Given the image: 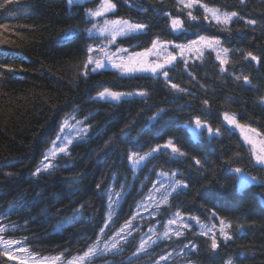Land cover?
Segmentation results:
<instances>
[{
  "label": "trees",
  "instance_id": "16d2710c",
  "mask_svg": "<svg viewBox=\"0 0 264 264\" xmlns=\"http://www.w3.org/2000/svg\"><path fill=\"white\" fill-rule=\"evenodd\" d=\"M100 2L91 0L69 8L66 0H11L0 9V25L6 26L0 28V214L12 204L28 205L2 220L9 226L3 235L23 241L29 251L40 256L64 252L70 257L82 252L103 225L108 201L102 193L111 188L122 192V199L107 235L133 215L136 219L132 220L127 242L122 241L124 252L95 264H104V259L154 264L169 252L172 256L160 264H226L229 258L232 264H264V187L250 185L237 192L227 171L228 162L259 179H264V172L253 166L254 161L249 162L250 146L223 119L225 112L235 114L239 123L264 135V104L259 102L264 96V0H245L243 4L239 0H200L209 7L238 13L226 27L216 24L210 14L205 20L199 4L186 9L177 6L176 0H112L116 9L109 19L149 24L147 34L118 38L115 47L142 51L156 36L187 43L203 35L219 39L220 46L230 50L223 73L211 49L203 50L202 57L185 55L187 66L177 56L169 77L187 94L175 92L162 77L154 79L150 74L121 75L113 69L91 72L93 65L84 74L87 45L103 40L88 38L85 30L91 28L92 21L85 19L84 9H95ZM189 10L198 17L196 21L188 17ZM165 11L180 19L185 31L173 32ZM249 19L256 23L245 24ZM70 29L77 35L65 39ZM247 52L258 60L245 59ZM236 76H248L250 83L243 78L236 80ZM105 88L122 93L146 91L148 96L133 95L120 102L93 99ZM205 99L208 105L202 103ZM161 109L162 116L149 123V117ZM73 113L88 128L84 139L71 145L70 156L53 161L59 167L52 175L34 177L32 173L42 160L45 146L58 132L60 121ZM197 116L213 129L219 127L222 134L210 140L205 131L199 140H192L184 125ZM169 138L187 153L186 158L173 160L164 154L170 149H161L133 173L127 159L130 150L143 154ZM192 157L200 159L203 167L195 165ZM173 170L189 187L173 193L169 203L161 204L157 212L146 196L157 182V173ZM98 183L100 189L96 188ZM159 197L160 192H155L154 198ZM141 201L144 207H139ZM177 210L190 227L181 229L184 236L180 238L171 235L159 239ZM74 214L82 216L83 222L56 230ZM192 216L200 223L216 225L219 247L215 252L210 249L212 233L199 235V224L190 219ZM220 219L232 224L227 231L233 239L227 243L219 235ZM149 228H154L156 235ZM149 236L156 244L139 258L132 256L141 238ZM185 244H195L198 250L191 252L183 247ZM179 251L188 255H177ZM20 255L23 253L14 252V257ZM0 264L19 262L0 257Z\"/></svg>",
  "mask_w": 264,
  "mask_h": 264
},
{
  "label": "snow or ice",
  "instance_id": "6c2138e0",
  "mask_svg": "<svg viewBox=\"0 0 264 264\" xmlns=\"http://www.w3.org/2000/svg\"><path fill=\"white\" fill-rule=\"evenodd\" d=\"M239 2L243 4L245 0H239ZM7 3H11V0H0V9H3ZM85 3L86 0H66V4L69 8L74 5L80 6ZM176 3L177 6L182 5L186 9H192L195 5L199 4L205 13V20L209 19L210 14L211 19L214 20L216 24H222L225 27L229 25L234 17H238V13L236 11H221L220 8L209 7L207 4L201 3L200 0H176ZM115 9L116 4L113 3L112 0H101L99 6L95 9H84L85 19L91 22L97 17H105L106 13L114 12ZM141 11L146 12L148 10L141 9ZM164 15L169 18L170 28L173 32L185 31L184 24L180 19L172 17L167 11L164 12ZM187 15L192 21H196L198 19L197 16L192 14L191 10L187 12ZM239 18L243 19V17ZM255 23L256 21L251 19L245 21V24L248 25H253ZM0 28H6V26L0 25ZM148 28L149 24L147 23L131 22L130 20L123 18L108 19L105 17L102 23H92L91 28H87L85 30L88 38L96 39L97 37H103L104 39L95 45H87L88 56L83 64L85 69L84 74H88L89 65H93L91 72H97L98 70L104 69L110 65L121 75L150 74L154 79L162 77L166 86H170V88L175 90L177 93L187 94V90L185 88L172 82V79L169 77V71L175 68L174 62L177 60V56H179L185 66H187L188 61L185 58V54L194 53L197 57H202L204 54V48H209L216 52V59L220 63V71L222 73L226 71L224 65L229 63L228 54L230 50L226 47H221V41L219 39L203 35H199L198 38L191 39L187 43H174L173 41L161 40L159 36H156L152 39L150 47H146L142 51H129L128 48L120 47L119 45H116V50L114 52L111 51V46L115 44L118 37L147 34L145 30ZM76 35L77 32L70 29L65 34L64 38L71 39ZM170 47L174 51H169ZM93 53H96V55H93ZM150 56H155L156 59L149 60ZM249 57L253 61L258 60V57L253 55L251 52H247L245 54V59ZM7 70L10 72L14 71L12 68H8ZM20 70L23 71V69ZM188 75L191 76V73H188ZM241 78H243L246 84L250 83L248 76L235 77L236 80H240ZM193 79H195V77H193ZM133 95H139L142 98H146L148 93L146 91H139L137 93H122L105 88L103 91L98 92L97 97H94L93 99L99 98L101 100L120 102L123 98L131 97ZM259 102L264 104V96L259 98ZM202 103L204 105H208V100L205 99ZM163 113L164 109H161L150 116L149 123L157 121ZM70 117L74 120L75 114H70ZM223 119L228 125H232L235 128L240 129L245 144L250 145L247 149L250 158L249 162L251 163L254 161L253 166L257 167L259 171L264 172V135L259 133L255 128L245 124H240L237 121L235 114L225 112L223 114ZM77 124L82 125L83 121H77ZM193 126L195 130L193 129ZM70 127L69 117H65L59 127L56 138L52 141L51 146L43 153L40 164L33 171L32 175L34 177L40 176L41 173L52 175L59 167L58 164L53 162L58 153L70 156L71 153L68 151L69 146L73 144L74 140L84 139V136L88 131V128L80 127L75 129L77 135L71 136L65 131V129ZM184 127L191 133L192 140H199L200 137L204 135L205 131L207 132L210 140L219 137L222 134L219 127L213 129L206 121H202L199 116L191 118L188 122H186ZM257 137H259V139H257ZM161 149H170V153L165 152L164 154L170 155L173 160L187 157V153L177 146V142L173 138H169L164 144H156L155 146L150 147L148 151L143 152V154L138 151L130 150L127 159L133 173H135V171L142 165L154 159L155 154L159 153ZM239 155V153L235 154L236 157H239ZM192 160L195 165L203 167L200 159L192 157ZM228 164L229 167L227 168V171L232 174V179L234 180V186L237 192H243V190L250 185H259L264 187V179H259L256 176H250L249 173L242 167H232L231 161H229ZM8 175H11V173ZM178 175V172L175 170L170 173L165 171L157 173V182L156 184H153V190L149 191L146 196V199L152 200L156 205L157 212H159V206L161 204L167 205L169 203V198L172 197L173 193L179 194L178 190L187 189L189 187V184L184 182L183 179L177 178ZM157 184L160 185V188L157 187ZM100 187L101 184L98 183L96 188L100 189ZM161 188L164 190L161 191ZM155 192H160L159 200L154 198ZM102 195L106 196L108 201L107 210L103 217V225L99 228V231L94 239L87 238L92 239V242L88 243L82 252L71 255L70 257H65L64 252L54 256H40L38 253L29 251L28 246L23 241L5 238L3 234L9 231V226L3 224L2 220L7 218L11 212L28 207V205L25 204L9 205L8 210L0 214V257H7L8 260L15 258L19 264H95L97 260H101L105 257H116L121 255L124 252L122 241L127 242V237L132 234L129 229L132 227V220H135L136 216L133 215L131 219L127 220L119 227L118 230H115L111 236H108L106 230H109L114 224L113 217L116 215V209L119 207L120 200L122 199V192H113L111 188H106ZM150 206L151 205H149V207ZM139 207H144L143 201L139 203ZM212 216L215 217L216 213L213 212ZM190 219L195 220L199 224V235H207L210 232L212 233L210 237V249L215 252L219 247L216 239V233L214 231V229H216V225L212 224L209 226L200 223L199 218L195 216L190 217ZM78 220L83 222V217L74 214L68 221H62L61 225L56 230L59 231L61 227H64L69 223H75ZM173 224H178L179 227L172 230L169 226ZM15 227L16 226L13 225L12 230H14ZM188 227L190 226L186 223V221H184L181 212L177 210L174 212L172 218L168 219L164 232L158 238L168 239L171 235H175L177 238H180L184 236V232L181 229ZM231 227V222L220 219L218 231L220 237L225 243L233 239L232 235L227 231ZM239 227L243 228V225H240ZM149 232L156 235L154 228H149ZM149 241H151V243H149ZM156 242V239H153L151 236L147 239L141 238L139 246L133 251L132 256L139 258L141 254L148 253V250L152 247V245L156 244ZM16 245H19V247H14ZM183 247L188 248L191 252L198 250L197 245L195 244H185ZM14 252L23 253V255L14 257ZM177 255L187 256L188 253L179 251L177 252ZM171 256V252L167 255L162 254L158 260L154 261V264H160V261L167 262ZM129 261H131V257H129ZM104 264H123V261L104 259ZM189 264H191V262H189ZM226 264H232V260L229 258Z\"/></svg>",
  "mask_w": 264,
  "mask_h": 264
},
{
  "label": "rangeland",
  "instance_id": "374dc122",
  "mask_svg": "<svg viewBox=\"0 0 264 264\" xmlns=\"http://www.w3.org/2000/svg\"><path fill=\"white\" fill-rule=\"evenodd\" d=\"M88 1H91V0H86V2H88ZM111 13V12H110ZM110 13H106L105 14V17H107L108 19H109V14ZM105 17H97L95 20H93L92 21V23H96V22H100V23H102L103 22V19L105 18ZM92 25V24H91ZM102 39H104L103 37H101ZM118 38H121V37H118ZM117 38V39H118ZM106 42V41H105ZM206 49H209V48H204L203 50H206ZM116 50V47L114 46V44L111 46V51H115ZM169 51H174L171 47L169 48ZM93 55H96V53H93ZM185 55H187V56H191V55H195L194 53H192V54H188V53H186ZM154 59H156V57L155 56H150L149 57V60H154ZM104 69H113L110 65L108 66V67H106V68H104ZM113 70H115V69H113ZM115 71H117V70H115ZM65 117H69V123H70V125H71V127L70 128H68V129H65V131L66 132H68V134L69 135H71V136H76L77 135V132L75 131V129H77V128H80V127H86L84 124H82V125H78L77 124V121H80V120H78L77 118H75L74 120L73 119H71V117H70V115H67V116H65ZM65 117L60 121V125H61V123L63 122V120L65 119ZM241 124V123H240ZM60 125H59V127H60ZM232 128H234L235 130H237L239 133H240V135H241V132H240V129H238V128H235L234 126H232V125H230ZM87 128V127H86ZM193 129H194V126H193ZM195 130V129H194ZM58 131H59V129H58ZM58 133V132H57ZM57 133H56V135H57ZM56 135L54 136V138L53 139H50L49 140V142L47 143V145L45 146V148H44V150H43V153L51 146V143H52V141L56 138ZM242 136V135H241ZM243 138V137H242ZM257 139H259V137H257ZM78 141V139L77 140H74L73 141V144L74 143H76ZM250 146V145H249ZM70 147L71 146H69V148H68V151L70 150ZM43 153H42V155H43ZM62 155H64L63 153H58V155L56 156V158H59L60 156H62ZM55 158V159H56ZM172 230L173 229H175L176 228V224H173V225H171V226H169Z\"/></svg>",
  "mask_w": 264,
  "mask_h": 264
},
{
  "label": "bare ground",
  "instance_id": "6f19581e",
  "mask_svg": "<svg viewBox=\"0 0 264 264\" xmlns=\"http://www.w3.org/2000/svg\"><path fill=\"white\" fill-rule=\"evenodd\" d=\"M58 129H59V127H58ZM58 131V130H57Z\"/></svg>",
  "mask_w": 264,
  "mask_h": 264
}]
</instances>
